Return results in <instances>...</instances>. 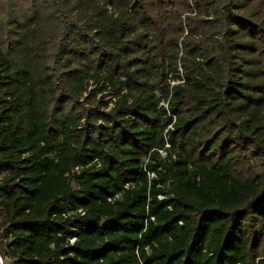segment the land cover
I'll return each instance as SVG.
<instances>
[{
  "label": "trees",
  "instance_id": "obj_1",
  "mask_svg": "<svg viewBox=\"0 0 264 264\" xmlns=\"http://www.w3.org/2000/svg\"><path fill=\"white\" fill-rule=\"evenodd\" d=\"M0 230L14 264H264V0H0Z\"/></svg>",
  "mask_w": 264,
  "mask_h": 264
},
{
  "label": "built area",
  "instance_id": "obj_2",
  "mask_svg": "<svg viewBox=\"0 0 264 264\" xmlns=\"http://www.w3.org/2000/svg\"><path fill=\"white\" fill-rule=\"evenodd\" d=\"M181 73H182V72H181ZM183 81H184L183 79H182V80H177V81H174V80H173V81H172V84H176V83L183 82ZM161 105H164V106L166 107V109L170 111V105H169V102L163 101V102L161 103ZM174 120H175V116H174ZM170 128H172V129L174 128V127H173V123L170 124V125L168 126V128L166 129V131H165V136H166V144H165V147L159 149V153L161 154L162 157H167L168 154H169V152H170L171 144H170V141H169V135L167 134V132H168V130H169ZM144 161H145V164H146V163L149 161V158H146ZM99 165H100V163L98 162V166H99ZM73 171H74V172H75V171H80V167H76ZM148 174H149V177H150V178H155V177H156V173H155L154 171H148ZM160 198L162 199V198H164V196L160 195ZM110 200H111V199H110ZM80 212H81L82 214L85 213L82 209H80ZM153 219H154V218H153ZM75 241H76V237H73V238L71 239V243L73 244V243H75ZM0 261L3 263V259H2L1 256H0Z\"/></svg>",
  "mask_w": 264,
  "mask_h": 264
},
{
  "label": "rangeland",
  "instance_id": "obj_3",
  "mask_svg": "<svg viewBox=\"0 0 264 264\" xmlns=\"http://www.w3.org/2000/svg\"><path fill=\"white\" fill-rule=\"evenodd\" d=\"M154 82L157 84L158 80L157 79H154ZM0 234H1V230H0ZM4 242V240L2 238H0V244H2ZM0 256L2 257L3 259V263L0 261V264H14L13 262V259L12 258H9V259H5L3 258L2 254L0 253Z\"/></svg>",
  "mask_w": 264,
  "mask_h": 264
}]
</instances>
